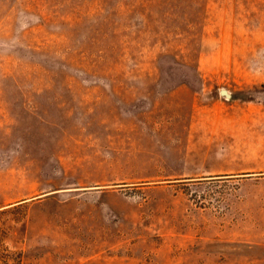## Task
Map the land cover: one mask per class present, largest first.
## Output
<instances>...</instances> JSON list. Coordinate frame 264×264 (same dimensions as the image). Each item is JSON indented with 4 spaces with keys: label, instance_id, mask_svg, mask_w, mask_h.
<instances>
[{
    "label": "rangeland",
    "instance_id": "374dc122",
    "mask_svg": "<svg viewBox=\"0 0 264 264\" xmlns=\"http://www.w3.org/2000/svg\"><path fill=\"white\" fill-rule=\"evenodd\" d=\"M0 264H264V0H0Z\"/></svg>",
    "mask_w": 264,
    "mask_h": 264
},
{
    "label": "water",
    "instance_id": "95a60500",
    "mask_svg": "<svg viewBox=\"0 0 264 264\" xmlns=\"http://www.w3.org/2000/svg\"><path fill=\"white\" fill-rule=\"evenodd\" d=\"M221 94L224 95L225 97H229V94L224 90L221 92Z\"/></svg>",
    "mask_w": 264,
    "mask_h": 264
}]
</instances>
